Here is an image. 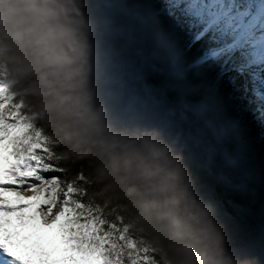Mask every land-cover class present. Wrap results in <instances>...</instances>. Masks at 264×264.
<instances>
[{"label": "snow or ice", "instance_id": "1", "mask_svg": "<svg viewBox=\"0 0 264 264\" xmlns=\"http://www.w3.org/2000/svg\"><path fill=\"white\" fill-rule=\"evenodd\" d=\"M159 4V10L147 13V20L170 75L183 82L189 73L214 71L264 128V0H159ZM87 6L84 0L85 10ZM86 14L94 86L96 91L103 86L121 106L114 123L156 128L183 156L181 134L169 131L166 118L159 126L136 120L151 98L124 82L106 38L111 22ZM183 162L198 191L184 156ZM22 191L32 194L25 197ZM0 264H156L144 240L114 207L95 195L85 172L60 153L39 115L3 70Z\"/></svg>", "mask_w": 264, "mask_h": 264}, {"label": "trees", "instance_id": "2", "mask_svg": "<svg viewBox=\"0 0 264 264\" xmlns=\"http://www.w3.org/2000/svg\"><path fill=\"white\" fill-rule=\"evenodd\" d=\"M87 3L85 10L83 0L87 37L86 11L93 17L108 19L112 32L106 38L124 82L141 96L151 98L149 108L139 112L136 120L146 126H159L161 118H166L170 122L169 131L181 134L183 156L201 195L196 188L195 194L222 235L225 253L234 259L255 256L264 264V128L246 110L227 81L218 80L214 71L189 73L183 82L170 75L166 61L156 51L147 20V13L159 10V0H87ZM87 68L93 102L104 105L109 128H145L114 123L112 119L121 115V106L103 86L96 91L90 46ZM0 70L15 81V88L39 115L60 153L85 172L95 195L114 207L137 237L156 246L136 221L127 200L111 191H102L104 185L95 178L88 160L78 158L70 149L63 137L62 121L49 107L50 97L37 77L18 76L3 55ZM151 252L156 264H170L157 247Z\"/></svg>", "mask_w": 264, "mask_h": 264}, {"label": "clouds", "instance_id": "3", "mask_svg": "<svg viewBox=\"0 0 264 264\" xmlns=\"http://www.w3.org/2000/svg\"><path fill=\"white\" fill-rule=\"evenodd\" d=\"M83 0H0V55L20 77H37L70 149L87 159L102 191L122 196L170 264H262L234 259L188 168L156 128L112 130L88 87Z\"/></svg>", "mask_w": 264, "mask_h": 264}, {"label": "rangeland", "instance_id": "4", "mask_svg": "<svg viewBox=\"0 0 264 264\" xmlns=\"http://www.w3.org/2000/svg\"><path fill=\"white\" fill-rule=\"evenodd\" d=\"M21 194L27 197V196H30L32 193L30 191H22ZM148 247L150 251H154L156 249V246L154 244H148Z\"/></svg>", "mask_w": 264, "mask_h": 264}]
</instances>
